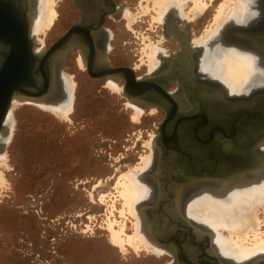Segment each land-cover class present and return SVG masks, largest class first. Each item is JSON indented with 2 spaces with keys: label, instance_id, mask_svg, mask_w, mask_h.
<instances>
[{
  "label": "rangeland",
  "instance_id": "rangeland-1",
  "mask_svg": "<svg viewBox=\"0 0 264 264\" xmlns=\"http://www.w3.org/2000/svg\"><path fill=\"white\" fill-rule=\"evenodd\" d=\"M60 1L52 2L50 25L33 36L35 53L57 35L63 17ZM156 1L133 0L129 14L117 22L107 18L116 63L132 66L136 77L150 71L152 48L165 53L177 48L174 35L165 29L166 20L157 19ZM184 1L176 15L183 13L180 23L189 27V39H200L213 28L224 0ZM59 66L70 81L69 109L11 102L10 119L1 128L8 132L0 134V264H144L145 258L150 264H168V256H158L136 238L126 240L125 249L113 245L107 226L122 227L124 239L136 233L137 219L123 206L120 182L124 174L144 168L162 113L146 106L136 118L123 94L124 80L116 81L119 90L113 89L110 79L88 76L79 57ZM252 211L256 232L263 238L264 205ZM226 230L220 231L232 240L241 232ZM252 231L248 229L249 238Z\"/></svg>",
  "mask_w": 264,
  "mask_h": 264
},
{
  "label": "flooded vegetation",
  "instance_id": "flooded-vegetation-1",
  "mask_svg": "<svg viewBox=\"0 0 264 264\" xmlns=\"http://www.w3.org/2000/svg\"><path fill=\"white\" fill-rule=\"evenodd\" d=\"M7 1L22 13L33 11V0ZM253 6L255 14L247 12L241 23H226L203 41L204 47L189 39V27L180 23L183 13L176 15L181 5L174 2L166 11L164 26L174 35L177 48L168 53L158 48L159 61L142 75L150 76L154 84L149 94L144 101L129 99L162 113L150 164L142 173L149 192H145L138 209L144 231L159 247L158 256L169 257L168 264H264V254L242 262L223 255L213 233L188 218L185 211L197 191L256 173L264 166V127L260 125L264 119V82H255L240 94H229L210 71L200 67V59L211 53L208 46L213 48L215 44L253 51L264 62V0H254ZM59 7L63 17L57 35L48 47L36 51L41 56L34 58L30 71L42 99L66 104L70 98V89L61 79L59 65L63 61L77 62L79 57L90 77L106 78L101 74L109 67L134 69L116 63V54L111 51L115 47L110 46L112 32L106 26L107 18L117 22L126 11L129 14L133 0H61ZM240 29L255 31L257 39L242 40ZM7 46V42L0 41V68L8 56ZM44 52H49L46 58ZM156 86L170 94L173 101L151 97L158 94ZM166 116L168 122L160 126ZM226 174L231 176L223 178ZM144 264L150 262L145 258Z\"/></svg>",
  "mask_w": 264,
  "mask_h": 264
},
{
  "label": "bare ground",
  "instance_id": "bare-ground-1",
  "mask_svg": "<svg viewBox=\"0 0 264 264\" xmlns=\"http://www.w3.org/2000/svg\"><path fill=\"white\" fill-rule=\"evenodd\" d=\"M180 1L183 2L184 0H157L155 2L158 7L157 19L163 21L167 9H169L174 2L175 4L179 3L181 5ZM253 1L254 0H224L213 18V28H207V32L200 37V39L194 40V43L199 46L203 45V41L210 39L212 35L221 30L226 23L232 20L241 23L247 12H249L250 15H253V13L255 14L257 9L254 8ZM52 2L53 0H33V11L30 12V30L33 36L39 32H43L52 22L55 15ZM202 7H204V5L201 6L200 11L203 9ZM205 45L204 43L203 46L205 47ZM218 45L219 44H215L213 48L208 46L211 53L200 59V67L208 71V73L210 71L212 76L224 85L229 94H240L250 89L253 83L264 82V62H262L255 52L250 50L243 51L233 45ZM40 51L41 49H38V52ZM159 51L160 50L156 49V46L151 49L148 63L149 69H153L159 61ZM61 79L66 86L68 82H70L67 81L63 72L61 73ZM108 86L119 90L114 80L110 79L108 81ZM20 102L34 103L41 107H46V110L50 108L64 112L69 109V103L52 104L46 99L13 97V106L15 103L17 104ZM131 105L134 107L135 117L137 118L144 108L133 102H131ZM10 111L11 110H9L5 119L6 121L10 119ZM59 113V115H61V112ZM0 134L2 133L0 132ZM150 160L151 156L144 159V168L141 169V171L132 168L133 170L130 173L124 174L121 178L123 181L120 182V196L124 202L123 206H127V209L132 212L137 219L135 224L136 233L132 236H128L127 239L121 237V234H123V232H121L123 229L122 227V229L120 228L121 230H115L112 223L107 225L110 231L111 242L121 249H125L124 242L126 240L128 241H126L125 244L130 242L131 238H136L134 240L148 245L155 252H160L159 247L151 241L144 231L141 214L138 209V203L141 201L144 194L147 193L146 191L149 192V190H146L148 185L142 179V173L150 164ZM0 183H3V178L1 176ZM260 204L264 205V166L256 173L220 183V185L205 187L203 190L197 191L195 196L192 197L186 205L185 211L188 218H191L193 221L195 220L213 233L217 248L223 255L229 257L233 261L235 260V262H242L255 255L264 254V237L261 238L262 236L256 232L255 214H251V212H254L252 211L253 208ZM221 229L231 231L229 233L237 230L241 232L235 235L232 234L234 235V241L232 238L224 237L220 231ZM248 229H251V231L255 229L254 232L252 231L253 233L251 232L252 238L248 237ZM236 235H238L237 240ZM241 235L244 237H241ZM243 241H249L250 244H243Z\"/></svg>",
  "mask_w": 264,
  "mask_h": 264
},
{
  "label": "water",
  "instance_id": "water-1",
  "mask_svg": "<svg viewBox=\"0 0 264 264\" xmlns=\"http://www.w3.org/2000/svg\"><path fill=\"white\" fill-rule=\"evenodd\" d=\"M30 25V12L27 14L22 13L9 1L0 0V41L7 42V49L9 51L4 64L0 68V132L4 133L5 136L8 130H2L1 128L5 126L3 124L13 97L24 99H42L43 97L38 93L37 85L30 78L34 58L41 56L40 53L36 54L32 50L33 35L31 34ZM240 32L239 35L242 40L257 39V37H254L255 31H242L240 29ZM252 45L253 47L255 46L253 43ZM252 45L248 46L252 47ZM49 52L43 53L44 58L47 57ZM101 75L106 78L111 77L116 81L123 79V94L132 101H144V97L149 94V88L152 87L151 85H154L151 82L150 76L136 77L134 69L130 67H109ZM94 77H99V75H94ZM157 91L154 92H157V95L153 94L150 96L156 99L163 97L168 101H173L172 96L164 89L158 88ZM262 97L264 96L262 95ZM50 99L53 101L52 97ZM168 118L169 116H166V119L160 126L166 124ZM261 122L260 125L264 127V119ZM0 143L3 144V140H0ZM228 176L231 175L226 174L222 177L226 178ZM193 177L198 178L199 175L193 174Z\"/></svg>",
  "mask_w": 264,
  "mask_h": 264
}]
</instances>
